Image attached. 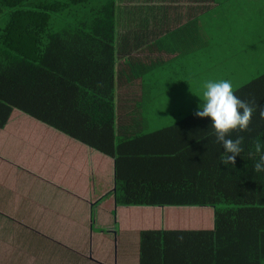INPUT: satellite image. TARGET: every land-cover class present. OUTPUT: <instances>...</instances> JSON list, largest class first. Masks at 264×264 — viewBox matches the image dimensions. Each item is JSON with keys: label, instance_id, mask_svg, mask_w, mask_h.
I'll return each instance as SVG.
<instances>
[{"label": "crops", "instance_id": "obj_1", "mask_svg": "<svg viewBox=\"0 0 264 264\" xmlns=\"http://www.w3.org/2000/svg\"><path fill=\"white\" fill-rule=\"evenodd\" d=\"M115 40L113 140L116 149L128 154L121 160L120 180H115L114 157L15 110L0 127V264H140L141 232L213 230L210 207L118 205V197L126 195V181L172 180L181 166L149 159L142 153L146 142L122 144L163 131L196 112L179 115L164 128H147L139 123L142 109L135 107L149 95L145 88L188 83L195 93L213 80L214 72L229 70V58L244 57L245 65L247 56L264 54V0H116ZM154 73L158 79L145 86L144 76ZM205 124L202 132L208 133L211 126ZM190 128L188 134L197 133L199 122ZM247 133L264 134L259 113L253 114L249 131H233L230 138ZM255 139L262 137L242 144L254 157ZM173 145L163 140L152 151L181 147ZM135 151L142 154L135 158ZM207 155L194 151L190 165L204 168L214 183L223 145L213 142ZM154 194L169 198L174 193Z\"/></svg>", "mask_w": 264, "mask_h": 264}, {"label": "trees", "instance_id": "obj_2", "mask_svg": "<svg viewBox=\"0 0 264 264\" xmlns=\"http://www.w3.org/2000/svg\"><path fill=\"white\" fill-rule=\"evenodd\" d=\"M115 38L116 0H0V127L15 110L30 115L114 157L115 180H120L121 160L128 154L116 149L113 140ZM234 94L264 108V73ZM194 122H199L198 132L188 134ZM205 123L213 122L193 114L122 144L146 142L142 153L149 159L181 166L172 180L126 181L118 205L214 210L211 231L141 232L140 264H264V171H254L259 157L244 151L235 165L220 160L216 181H208L209 172L190 165L194 151L209 158L208 150L217 142L212 127L202 132ZM256 136L264 143V134L253 133L244 134V143ZM163 140L173 149L181 147L152 151ZM157 192L174 194L157 198Z\"/></svg>", "mask_w": 264, "mask_h": 264}, {"label": "rangeland", "instance_id": "obj_3", "mask_svg": "<svg viewBox=\"0 0 264 264\" xmlns=\"http://www.w3.org/2000/svg\"><path fill=\"white\" fill-rule=\"evenodd\" d=\"M241 59L233 60L229 58L230 71L219 70L216 73L214 72L213 80H228L233 84V90H236L264 73L263 71H258L259 68L264 69V62H262L264 61V54L247 56L245 65H241L244 57ZM124 77L127 78L126 76ZM157 79L156 73L145 75V86L150 82H155ZM167 84L168 82H165V85ZM145 91L149 95L146 98H142L144 101H138L135 104L136 109L139 111L142 109L144 113L142 114V120L141 115H138V118H140L139 123L143 122L147 128H164L176 122L175 118L179 115L191 114L197 111L202 103L200 99H202L204 88L203 85H199L194 89V93L188 83H186L179 85L177 88L173 87V85L170 88L149 87L145 88ZM122 108L123 104L120 100L119 109L122 111Z\"/></svg>", "mask_w": 264, "mask_h": 264}, {"label": "clouds", "instance_id": "obj_4", "mask_svg": "<svg viewBox=\"0 0 264 264\" xmlns=\"http://www.w3.org/2000/svg\"><path fill=\"white\" fill-rule=\"evenodd\" d=\"M203 88L200 99L202 103L194 115L199 118H211L216 141L221 143L225 150V155L221 158L222 164L235 165L236 157L244 151L242 147L244 137L237 136L232 139L230 133L249 131L254 112L259 109V117L264 119V108L259 107L255 99L250 101L239 99L234 94L233 84L228 80H208ZM254 151L259 157L254 165V171L259 173L264 171V145L259 139L254 144Z\"/></svg>", "mask_w": 264, "mask_h": 264}]
</instances>
